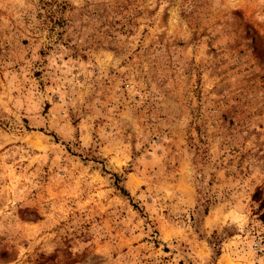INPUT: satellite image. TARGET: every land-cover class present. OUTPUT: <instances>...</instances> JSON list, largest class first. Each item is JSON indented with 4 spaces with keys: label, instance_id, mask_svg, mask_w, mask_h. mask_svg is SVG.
I'll return each instance as SVG.
<instances>
[{
    "label": "rangeland",
    "instance_id": "rangeland-1",
    "mask_svg": "<svg viewBox=\"0 0 264 264\" xmlns=\"http://www.w3.org/2000/svg\"><path fill=\"white\" fill-rule=\"evenodd\" d=\"M0 264H264V0H0Z\"/></svg>",
    "mask_w": 264,
    "mask_h": 264
}]
</instances>
